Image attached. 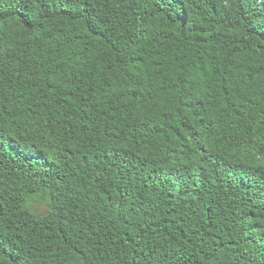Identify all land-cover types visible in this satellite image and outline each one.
Masks as SVG:
<instances>
[{"label": "trees", "instance_id": "trees-1", "mask_svg": "<svg viewBox=\"0 0 264 264\" xmlns=\"http://www.w3.org/2000/svg\"><path fill=\"white\" fill-rule=\"evenodd\" d=\"M0 264H264V0H0Z\"/></svg>", "mask_w": 264, "mask_h": 264}, {"label": "rangeland", "instance_id": "rangeland-1", "mask_svg": "<svg viewBox=\"0 0 264 264\" xmlns=\"http://www.w3.org/2000/svg\"><path fill=\"white\" fill-rule=\"evenodd\" d=\"M30 208L37 214L42 215L47 212V208L43 203L35 202L32 203Z\"/></svg>", "mask_w": 264, "mask_h": 264}]
</instances>
